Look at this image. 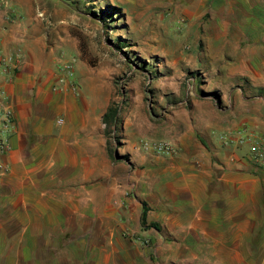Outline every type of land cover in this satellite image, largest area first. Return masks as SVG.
<instances>
[{"label": "rangeland", "instance_id": "rangeland-1", "mask_svg": "<svg viewBox=\"0 0 264 264\" xmlns=\"http://www.w3.org/2000/svg\"><path fill=\"white\" fill-rule=\"evenodd\" d=\"M27 7L48 32L60 31L59 56L76 57L69 90L94 103L110 176L95 180L93 209L57 227L61 242L52 234L42 241L44 257L26 262L0 241V264H167L168 249L189 244L168 234L165 205L179 143L205 144L206 133L219 142L240 127L257 132L251 118L264 111V0H0L9 23L25 27ZM109 104L118 113L107 128L101 114ZM144 142L174 151L157 153ZM220 143L231 152L246 148Z\"/></svg>", "mask_w": 264, "mask_h": 264}, {"label": "crops", "instance_id": "crops-1", "mask_svg": "<svg viewBox=\"0 0 264 264\" xmlns=\"http://www.w3.org/2000/svg\"><path fill=\"white\" fill-rule=\"evenodd\" d=\"M25 13L26 27L0 10V55L18 51L21 60L16 70L0 61V111L10 106L14 120L0 152V241L26 261L44 257L51 234L63 240L57 227L72 213L94 208L95 180L110 176V161L94 103L53 89L60 31ZM251 119L264 136V111ZM206 136L195 147L180 142L168 165V234L189 244L168 249L167 264H264V170L247 148L231 152Z\"/></svg>", "mask_w": 264, "mask_h": 264}, {"label": "built area", "instance_id": "built-area-1", "mask_svg": "<svg viewBox=\"0 0 264 264\" xmlns=\"http://www.w3.org/2000/svg\"><path fill=\"white\" fill-rule=\"evenodd\" d=\"M9 62L12 69L20 67V53L17 51L7 57L0 55V61ZM58 73L56 74L53 89L64 90L65 88L75 89V70L76 57L74 55L65 56L62 52L60 61L57 65ZM61 120H59L60 122ZM14 129L13 111L10 106L3 107L0 111V152L7 148L5 135ZM219 140L226 146L236 148L246 147L249 161L254 163L258 168L264 170V136L257 132L238 128L230 133L220 135ZM144 148L152 149L157 153L170 154L174 151L172 146L163 143L148 144L143 143Z\"/></svg>", "mask_w": 264, "mask_h": 264}, {"label": "trees", "instance_id": "trees-1", "mask_svg": "<svg viewBox=\"0 0 264 264\" xmlns=\"http://www.w3.org/2000/svg\"><path fill=\"white\" fill-rule=\"evenodd\" d=\"M111 18V17H110ZM203 94H210L214 97H216V92H208V93H203ZM117 113H118V107L113 106L112 104H109L104 113L102 114V122L105 124V126L108 128L111 125L116 124L117 122ZM107 131H104V134L106 135ZM110 154V153H109ZM140 222L141 224H145L146 223V210L145 208H142V214H141V218H140ZM149 226L154 227L155 229L159 230V225L155 222L149 224Z\"/></svg>", "mask_w": 264, "mask_h": 264}]
</instances>
